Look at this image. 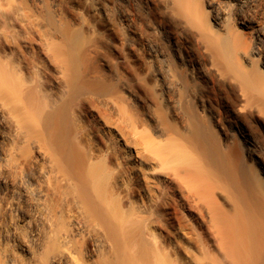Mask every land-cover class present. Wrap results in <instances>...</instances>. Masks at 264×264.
<instances>
[{"label":"bare ground","instance_id":"6f19581e","mask_svg":"<svg viewBox=\"0 0 264 264\" xmlns=\"http://www.w3.org/2000/svg\"><path fill=\"white\" fill-rule=\"evenodd\" d=\"M0 37L26 75L0 60V200L28 230L23 264H264V0H0ZM75 98L135 146L130 162L105 145L116 190L73 142ZM137 184L148 201L122 211Z\"/></svg>","mask_w":264,"mask_h":264},{"label":"rangeland","instance_id":"374dc122","mask_svg":"<svg viewBox=\"0 0 264 264\" xmlns=\"http://www.w3.org/2000/svg\"><path fill=\"white\" fill-rule=\"evenodd\" d=\"M109 35L111 37L113 36L112 38L115 37L113 33H111V34L109 33ZM1 39L2 38L0 37V60L3 63L5 62V64H8L7 65L8 67L13 66L12 68H14V67H15L14 69L17 68L18 70L17 69L16 70L19 72L18 73L19 79L24 80L25 76H26L24 74L25 73L24 70H22L24 64H22V63L20 64L19 60L13 57L11 52L8 51L9 50L8 47L6 46L5 43L3 44L4 41ZM136 62L137 61L133 62L134 63L133 68H134L135 72L142 74V72H140V71H142V69H141L142 67L140 66V64H138V62L137 63ZM135 65H137V66H135ZM35 79L39 84L40 93L38 92V94H39L40 98L41 97L43 98V96H45V95L47 96V98L48 97L50 98L52 90H50L47 87V84H48L47 80L44 79L43 76H39L38 78H35ZM42 88H44L45 90L43 91ZM47 98H43V99L46 100ZM75 101L78 103H76ZM78 104L80 105L79 98H75L74 102L71 101L70 106L68 108V117L70 118V119L68 118V120H69V123L71 125L70 127L72 130V137L73 136L75 137V138L74 137L72 138L73 142H74V144H76L78 142L77 148H79L80 151H82L83 155L86 156V154H87L86 159H88V160L91 159V157H90L91 154H89V153H92V157L94 156V158L100 154H101L100 156H103V157L99 156L100 159L96 160L98 162L100 161L99 163L95 162V159H93V158L92 159L94 161L92 159L91 160L94 162L95 165H96V163L100 164L102 167V171L105 169L104 172L107 171L109 168L108 173L106 174V172H105L104 175H106V177H108L109 180H111L112 182L108 181V178H106V180H107L106 182L111 187V189L116 190L117 186H118V188H119V186L121 187L123 185V183L125 182V178H127V176H126L127 173L123 172L124 170H126V168H125L126 166L120 165V167L122 166L125 168L124 169L122 167L120 168L119 166H116L114 164V162H111V161L109 162L108 161L109 156H107L108 153L105 150V145H106V143H109L110 141L113 142L114 144H116L115 146L117 148L120 147L118 149V151L120 150L119 155L121 154L122 157L128 158L127 160L130 162L134 160L132 158L135 156V151L133 149L135 146H133V147L130 146L131 147V149H130L129 146L124 145L123 139L121 138V136H119L120 133L117 130L116 126L114 124H112V122L110 120L105 118V116L103 117L102 114H100V113L97 114L98 113L97 111H96L97 113L95 111H93V112H87L86 111L85 112V110L81 106H79ZM80 108H82V110ZM69 114H70V116H69ZM104 124H106V126ZM98 129H100V130H98ZM90 131H92V133H90ZM85 133H87V134H85ZM74 134H76V135H74ZM86 135L87 136L89 135L91 137H89V136L86 137ZM101 136L104 139L103 138L101 139ZM75 141H76V143H75ZM93 145H94V147H93ZM93 149H94V151H93ZM104 152H105V154H104ZM94 153H96L97 155L96 154L94 155ZM125 154L128 157H126ZM129 156H130V159H129ZM107 157H108V159H106ZM263 160H264V158H263ZM105 161H107V162H105ZM125 161H126V159H125ZM102 162H104V163H102ZM108 164H109V166H108ZM149 165L150 164H148L146 167H150ZM96 166H99V165H96ZM106 168H107V170H106ZM121 174H123V176L124 175L125 176L123 177V176H121ZM136 187L137 188L134 189L133 194L130 192L128 195L129 196L128 200L130 201L129 204L125 205L124 203H122V205L124 204L122 206L121 200L119 201L120 198L118 199V201L116 200L117 203L119 202V207L122 211L126 210L125 212H127V211L134 210V209H136L137 205L145 206L144 205L145 202L148 201L147 195H145V193L142 191L140 186L137 184ZM136 189H137V191H136ZM163 196H165V197H163ZM163 196L161 197V198H163V200L165 198V201H166V199L168 198V200L171 201V204H173L172 207L174 206L173 207L174 209L172 210V212H174V211L175 212L172 213V216L176 219L175 222H178L179 224L182 225V226L180 225L181 228L179 227L181 229V232H183V231L185 232L187 230L188 232H191L192 234H194L195 237L199 241H203L202 237L205 238L204 234H203L204 230L202 231L203 227L201 226V222H199V219L197 218V214L191 208H188L189 207V206H187L188 203H183V201L185 202V200L183 198H181L177 193L176 194L174 193L172 195V193H169V191H168L167 195L163 194ZM3 197H5V193L0 188V199ZM117 198L118 197H116V199ZM146 199H147V201H146ZM4 212H5V208H4L3 203L0 200V251L5 254L4 257L0 258V264H7V260L9 258H12L16 264H23L24 262L30 260V255H29V253H27V251H25L23 249L19 240L15 236L18 232L20 234L21 232L22 233L24 231L27 232L28 230H26L25 227L22 225V223L20 221H18V219H16V218H15V220H13V222L9 221L8 218L4 215ZM139 226H141V225H138L135 227L139 228ZM183 226L185 227L184 230L182 229V228H184ZM152 228H156V229L158 228V230L160 229L158 226H155Z\"/></svg>","mask_w":264,"mask_h":264}]
</instances>
